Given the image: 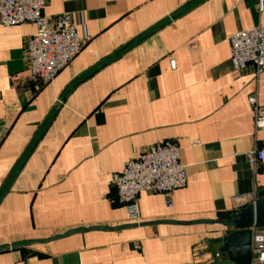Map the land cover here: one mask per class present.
I'll return each mask as SVG.
<instances>
[{
    "label": "crops",
    "instance_id": "0c3cea01",
    "mask_svg": "<svg viewBox=\"0 0 264 264\" xmlns=\"http://www.w3.org/2000/svg\"><path fill=\"white\" fill-rule=\"evenodd\" d=\"M45 0L89 39L48 85L25 60L33 24L0 26V264H202L224 221L258 198L264 150L251 96L264 70L234 72L229 35L264 25V0ZM64 101L62 102V99ZM195 140L199 145H192ZM178 148L172 207L142 193L129 221L110 183L149 146Z\"/></svg>",
    "mask_w": 264,
    "mask_h": 264
},
{
    "label": "built area",
    "instance_id": "2783aa9c",
    "mask_svg": "<svg viewBox=\"0 0 264 264\" xmlns=\"http://www.w3.org/2000/svg\"><path fill=\"white\" fill-rule=\"evenodd\" d=\"M116 1V0H107ZM263 0H259L262 10ZM45 0H0V26L8 28L21 24H33L34 34L24 45L28 79L36 90L50 84L79 54L88 37H79L75 24L67 14L49 22L44 16ZM230 61L234 72H239L248 64L256 74L264 70V25L241 30L229 35ZM254 115L255 129H264V108L258 105L256 96L249 98ZM195 140L192 145H199ZM253 167L264 160V150L252 149L244 154ZM186 173L179 162L178 148L171 142L149 146L134 158L123 164L120 173L110 176V183L116 191L117 200L126 211L129 221H139L137 197L142 193L160 194L172 207L173 193L186 185ZM252 253L257 255L250 264H264V234L260 229H252ZM195 250L202 264H214L221 259L219 252L212 256Z\"/></svg>",
    "mask_w": 264,
    "mask_h": 264
},
{
    "label": "water",
    "instance_id": "95a60500",
    "mask_svg": "<svg viewBox=\"0 0 264 264\" xmlns=\"http://www.w3.org/2000/svg\"><path fill=\"white\" fill-rule=\"evenodd\" d=\"M259 192L263 194L264 187ZM224 223L232 231L215 241L220 245L221 259L214 264H250L257 258L251 249L252 229H260L264 234V197L248 204Z\"/></svg>",
    "mask_w": 264,
    "mask_h": 264
}]
</instances>
